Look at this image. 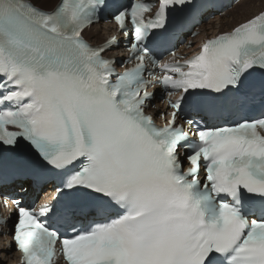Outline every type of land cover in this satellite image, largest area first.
<instances>
[{
	"label": "snow or ice",
	"instance_id": "snow-or-ice-1",
	"mask_svg": "<svg viewBox=\"0 0 264 264\" xmlns=\"http://www.w3.org/2000/svg\"><path fill=\"white\" fill-rule=\"evenodd\" d=\"M49 2L0 0L6 248L20 264H264V11L178 59L197 0ZM106 11L131 37L123 71L104 56L115 36L86 38ZM50 180L52 201L26 206Z\"/></svg>",
	"mask_w": 264,
	"mask_h": 264
},
{
	"label": "bare ground",
	"instance_id": "bare-ground-1",
	"mask_svg": "<svg viewBox=\"0 0 264 264\" xmlns=\"http://www.w3.org/2000/svg\"><path fill=\"white\" fill-rule=\"evenodd\" d=\"M262 0H256L254 3L252 1H248L246 3H241V6L237 7L236 13L241 12L237 14L236 16L230 17L228 20L225 21V24L222 25V30L223 29H229L233 25L237 24L240 21H244L248 19L252 14L257 13L261 9L264 8V2L258 7L257 5L261 2ZM56 0H50L48 4L45 6L47 8H51L52 4L55 3ZM109 27H103L99 28L98 27H92L91 30L87 33V37L89 39H94V42L99 44L104 40L103 35L105 34L106 30ZM101 35V36H100ZM0 252H5L7 256V264H12L11 261L15 259V255L12 252V247L10 249L6 248V242L5 241H0ZM0 259H3V257H0Z\"/></svg>",
	"mask_w": 264,
	"mask_h": 264
}]
</instances>
